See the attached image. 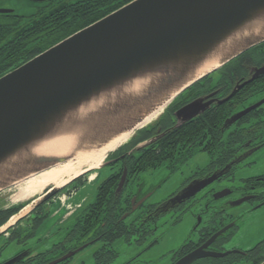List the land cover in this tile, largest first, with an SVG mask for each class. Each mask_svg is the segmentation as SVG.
Instances as JSON below:
<instances>
[{"label":"water","instance_id":"obj_1","mask_svg":"<svg viewBox=\"0 0 264 264\" xmlns=\"http://www.w3.org/2000/svg\"><path fill=\"white\" fill-rule=\"evenodd\" d=\"M13 13L0 9V14ZM263 42L264 0H132L69 35L0 76V191L67 162L77 151L108 144L165 106L157 121L189 87ZM262 75L264 64L253 67L250 77L243 78L219 103L227 102ZM213 101L197 98L179 108L176 117L188 121ZM263 104L264 98L234 113L224 128ZM70 136L78 143L68 154L37 152L45 144ZM232 165L192 181L174 200L196 195ZM126 173L118 190L124 185ZM64 187H51L23 209L32 205L30 210H34ZM230 193L225 189L216 192L214 198ZM21 211L15 215L17 220L22 218ZM227 229L215 233L176 264L225 256L227 253L209 252L206 247ZM88 245L49 264H58ZM21 257L5 264H14Z\"/></svg>","mask_w":264,"mask_h":264},{"label":"flooded vegetation","instance_id":"obj_2","mask_svg":"<svg viewBox=\"0 0 264 264\" xmlns=\"http://www.w3.org/2000/svg\"><path fill=\"white\" fill-rule=\"evenodd\" d=\"M262 64H264V61H261V63L255 62L253 57H250L248 60L244 59L243 62L241 60L242 67H240V71L237 75L234 72L232 74L233 78L225 79L223 84L217 87L212 86L208 91H203L202 89L199 92V95L188 100L179 107L181 108L187 103L200 97H205V101L213 99V103L205 111L188 121L182 122L176 117V112L179 108L173 112L169 110L168 113L165 112L154 123L137 131L128 142L109 155L105 164L97 170L98 174L96 181L102 176V172H110L102 182L104 183L105 181L110 180V184L106 187L99 188L102 184L101 183L97 188L96 197L91 203L85 206L83 203L85 201H83L80 205L72 206V208H69V215L63 218L66 214L65 211V213L61 215L63 219L60 224L63 226L73 217H76L79 220L80 217H83L86 214L93 215L94 212L100 213L102 214L101 224L103 225V228L99 230V234L101 235L96 234L91 240L83 242L85 238L81 239L80 233L72 235L76 222L72 227L68 228L66 235L59 243L54 244L53 247L42 252H39V249L35 250L34 246L36 245L33 246V244L30 243L31 240L35 238L47 218L56 217L59 213L61 214V211L64 208L56 206L55 211H52L54 206L53 201H45L36 207L37 209L35 208L36 210L34 212L31 211L28 216H23L21 218L23 220L18 225H16L18 222L15 224L17 228L14 227L9 229V225H7L9 222L0 226V236L3 238L5 237L7 241H16L19 245V251L12 255L10 260L22 255V257L15 261L14 264H49L64 256L69 251H74L85 244H89L88 246H90L101 243L94 253L95 264H111L118 256V253L115 258L110 259L105 257L106 255L104 254L108 251L117 252L113 248L114 243L116 240L124 238L130 245L139 250V253L125 264L146 263L148 261H145L144 258L147 252L155 244L160 242L159 238L161 233H157V231L167 223L173 227L182 221L185 213L190 211L193 213L194 208L201 204L199 193L204 192V195L202 196L204 201L201 206L202 209L200 214L202 217L205 213L210 214V210L213 208L211 215L208 217L204 226H201L202 217H200L201 221L198 222L196 227H194L193 233L181 247L176 250H170L161 255V259L165 262L164 264H176L186 255L205 245L215 233L225 227H228V229L206 247V250L218 254H227L219 257L207 256L199 258L194 260L191 264H254L259 260V264L263 263L264 238L249 248L241 247L240 245L235 244L233 240L236 235L243 234L239 224L243 215L246 213L254 214L256 210L264 206V173L247 178L242 188H229L228 190H230L231 193L220 199L214 198L216 192L211 188L212 184L215 182L214 181L205 189L190 198L183 199V201L174 200L179 193H182V191L196 179L205 178L208 175H212L214 172H220L228 164L233 162L230 170L216 180L221 181L231 176L240 163L252 166L256 160H251L250 158H258L260 153L264 156V105L251 111L244 116L243 119L241 118L236 121L230 127L224 128V123L230 116L256 102V100H254L246 104L245 107L234 110L238 103V99H236L239 96L238 92L242 89L244 90L243 92H245L248 86H251V88L247 89L245 93H249L253 89L255 90L260 77L240 89L237 92L238 94L236 93L227 102L223 104L219 103V100L230 95L237 84L242 82L243 78L246 80L250 77L253 67ZM243 68H245L244 72L242 71ZM211 94L214 95L210 96ZM224 104L230 105L227 111L231 110V114L225 118L221 126L222 133L227 136L232 131L240 130L243 135V140L236 152H234V157L231 159L230 142L228 140L226 141V149L229 151L227 156V160L229 161L227 163L219 166L214 162L216 149L212 138L205 140L204 143L201 144V141L197 140L196 132H194L192 136L185 138L180 136L166 137V135L173 129L184 123L195 120L197 117L212 108L216 109ZM255 111H258L257 114L259 117H250L249 115ZM239 122L240 124H238ZM201 153L209 156L208 162L204 165L194 163L196 157ZM124 172H127L124 185L121 190H118ZM146 172L148 175L144 176ZM160 172H168L170 175L179 172H189V175L181 183L180 187L168 197L161 200H154L159 188L163 186V182L166 180V177L161 179L162 175ZM88 175L89 174H85L83 178L88 179ZM75 183L76 182L67 185L58 194L65 189H69V187ZM51 187H49L45 193ZM76 188L79 187L76 186ZM75 192L74 195L76 194ZM112 192V201L103 200ZM99 194H101V200H96ZM106 194L107 196H105ZM244 198L248 199L241 204L248 203L250 207L246 211L238 214L233 208L239 205H233V203ZM219 200L222 201L218 204H214V201ZM29 203L22 204L23 206L19 211ZM94 204H96L94 210L89 212L88 208ZM108 205L111 206V211L105 212ZM56 209H59L58 213H56ZM249 218L255 219V215H252ZM27 220H31V222L25 225V221ZM4 227L6 228L3 229ZM21 228H24V231L19 232ZM119 228L121 230L124 229V233L121 237L111 242V238L114 234L119 232ZM50 237L51 233H46L37 240V243L45 242ZM78 242H81V244H78ZM105 243L110 244L106 249H104ZM3 250L4 248L0 249V257L2 256ZM57 251L61 252L58 255H53ZM77 253L75 255H77ZM75 255L58 264L68 263L73 257H75ZM10 260L4 262L0 261V264H5Z\"/></svg>","mask_w":264,"mask_h":264},{"label":"trees","instance_id":"obj_3","mask_svg":"<svg viewBox=\"0 0 264 264\" xmlns=\"http://www.w3.org/2000/svg\"><path fill=\"white\" fill-rule=\"evenodd\" d=\"M130 1L132 0H60L57 5L49 10H39L34 15L30 16L29 21L24 23V16L22 15L16 13L0 14V16L5 18L4 21L0 22V76ZM251 49V53H253L249 56H254L256 53L261 56L264 54V42ZM244 54L246 53L240 54L223 67L217 69L216 71L219 72V77L217 79L213 78L214 71L189 87L171 103L166 112L168 113L169 110L172 112L175 111L188 100L199 95L202 89L203 91H208L212 86L217 87L223 84L225 79L233 78L232 74L235 72L237 75L240 71V67H242L241 60L243 62L244 59H250V57H247L248 55L245 56ZM261 61H264V59H261ZM262 85H264V75L260 76L255 90L253 89L249 93H245L251 86H248L245 92H243V89L240 90L238 92L239 96L236 98L238 99V103L234 110L245 107L246 104H248L246 103L247 100L252 98L259 89L262 88ZM229 107L230 105L224 104L216 109L212 108L195 120L184 123L173 129L166 137L180 136L185 138L192 136L193 133L196 132L197 140L201 141V144L204 143L205 140L212 138L216 149L214 162L221 166L229 161L227 160L229 151L226 149V141L228 140L230 142L231 159L234 157V152H236L243 140V135L240 130L232 131L227 136L221 131V126L225 118L231 114V110L227 111ZM257 113L258 111L252 112L249 116L259 117ZM238 124H240V122ZM74 182H76V180L72 183ZM109 184L110 180H107L102 183L99 188L106 187ZM105 196H107V194ZM96 200H101V194L97 196ZM103 200L112 201L113 192ZM22 206L23 205L14 206L9 209H0V226L7 223L12 216L17 214ZM95 206L96 204L91 205V207L88 208L89 212L94 210ZM107 207L105 212L111 211V206L108 205ZM36 209L32 210V212ZM101 219L102 214L95 212L93 215L86 214L80 217L75 224L72 235L80 233V238H85L83 242L91 240V238L99 234V230L103 228ZM22 220L23 219H20L18 223ZM22 231H24V228H21L19 232ZM123 233L124 229L121 230L119 228V232L113 235L111 242L121 237ZM78 244H81V242H78ZM109 245L110 244L105 243L104 249ZM117 253L118 252L108 251L104 255L110 259L115 258ZM259 263L260 260L256 261L254 264Z\"/></svg>","mask_w":264,"mask_h":264},{"label":"rangeland","instance_id":"obj_4","mask_svg":"<svg viewBox=\"0 0 264 264\" xmlns=\"http://www.w3.org/2000/svg\"><path fill=\"white\" fill-rule=\"evenodd\" d=\"M59 1L60 0H54V1L44 2V3H37L31 0H0V9H10V10H13L14 13L24 16L23 17V23H24V22L29 21L30 16L34 15L39 10L41 9L49 10L55 5H57ZM4 20L5 18L0 16V22ZM251 50L252 49L247 50L245 52L246 54L244 55L245 56L248 55L247 57H253L255 62H260L261 59H264V54L260 56L258 53H256V55L254 56L253 55L249 56L250 54L253 53V52L251 53ZM242 71L244 72L245 68H243ZM218 77H219V72L215 71V73H213V78L217 79ZM262 98H264V85H262V88L259 89V91L252 98L247 100L246 103H250L254 100L258 101ZM134 135H132L129 139H131ZM111 153H109V155ZM258 156H259L258 158L257 157L250 158L251 160H256V162L253 163L252 166H247L248 164L240 163L239 166L234 170L231 176L221 181H215L212 184L211 188L215 192L229 189L231 187L232 188H242L247 178L257 175V174L264 173V156L262 153H260ZM208 160H209V156L207 154L201 153L196 157L194 163L198 165H204L208 162ZM97 170L98 169L87 171L89 174L88 179L83 178V175H82L81 177L83 179L82 178L78 179L74 185L69 187V189L67 190L66 189L63 190L57 197L64 195V194L67 197L69 193L72 194L71 196H73L74 192L76 191L75 193L77 194L76 196L77 201L85 199L84 200L85 202H83L85 206L91 203L96 197L98 186L105 180L107 175L110 173V172H102V176L97 181H95L94 179V180H91V182H89L90 175L92 173L98 174ZM160 173L162 175L161 179H163V177H166V180L163 182V186L159 188L157 194L155 195L154 200H161V199L168 197L171 193H173L174 191H176L177 188L180 187L181 183L189 175V172H183V173L179 172L173 175L168 174V172H160ZM146 175H148L147 172L144 176ZM84 183H87V184H84ZM76 186L79 188H76ZM13 187H14V184L11 185L9 188L0 191V209H9L14 206L25 204V202L17 204L11 200V197L14 193ZM203 195H204V192L199 193V197L201 198V204L197 205L194 208L193 213L191 211L188 213H185L180 223H177L173 227H171L167 223L163 227H161L160 230L157 231V233L158 232L161 233L160 238H159L160 242L158 244H155L147 252L144 260L148 262L143 263V264H164L165 262L161 259V255L164 254L165 252H169L170 250H176L184 244V242L188 239V237L193 233L194 227H196V225L199 222V218L202 217L200 214L201 213L200 211L202 209L201 206L203 205V201H204V199L202 198ZM53 199L54 201H57L58 198L54 197ZM222 200L214 201V204L216 203L218 204ZM29 202L30 201H27L26 203H29ZM74 206L75 205L73 203V207ZM249 207L250 205L247 203V204H241L239 206H236L233 209L238 214H240L246 211ZM55 208H56V205L53 206L52 211L55 210ZM65 211L66 209L63 208L60 215H57L54 218L50 217L46 219L44 225H42V227L39 229V232L37 233L35 238H33L30 242L31 244H33V246L34 245L37 246V247L34 246L35 250L39 249L38 251L42 252V251L47 250L48 248L53 247L54 244L59 243L60 240L66 235L68 228L72 227L78 221L76 217H73L72 219L67 221L66 224H64L63 226L60 225L61 215L65 213ZM212 211H213V208H211L210 214L205 213L203 215L201 226H204L206 224L208 217L211 215ZM30 212L31 210L25 212L23 215H21V217L28 216ZM252 215H255V219L249 218ZM16 221L18 222V220H15V222ZM30 222L31 220L25 221V225ZM18 224L19 223H17L16 225ZM239 224L241 226V230L243 234L236 235V237L233 240L235 244H238L244 248H249L255 245L256 243H258L259 241H261L264 238V206L256 210L254 214L246 213L245 215H243V218L240 220ZM16 225L15 227L17 228ZM49 232L51 233V237L47 239V241L42 242V243L40 242L38 244L37 240L41 238L42 236H44V234L49 233ZM100 245L101 243H97V244H93V245L86 247L81 252L77 253V255H75V257H73L66 264H95L94 253L99 248ZM2 248H4V250L2 252V256L0 257V261H3V262L10 260L11 259L10 257L19 251V245L17 244L16 241H7L5 237L3 238L2 236H0V249ZM113 248L118 252V256L114 259V261L111 264H125L127 263V261H129L131 258H133L135 255L139 253L138 248H134L124 238H120L116 240ZM60 252L61 251H57L53 255H58Z\"/></svg>","mask_w":264,"mask_h":264},{"label":"bare ground","instance_id":"obj_5","mask_svg":"<svg viewBox=\"0 0 264 264\" xmlns=\"http://www.w3.org/2000/svg\"><path fill=\"white\" fill-rule=\"evenodd\" d=\"M165 106L153 112L148 116L142 123H140L134 130L128 131L114 138L108 144L95 148L91 151H77L75 155L70 158L67 162L57 164L56 166L45 170L43 172L33 174L23 180H20L14 184V193L11 200L14 203L20 204L22 202L32 201L38 198L46 189L51 186L62 187L70 184L73 180L81 177L87 171L98 169L103 165L109 153L117 150L121 145L129 140L134 134L135 130L148 126V124L154 122L158 118ZM74 137L70 136L61 140L56 141L53 144H45L40 148H37V152L40 154H68L70 153L75 145L78 143ZM97 174L92 173L90 175V181L96 178ZM60 200H64L63 195L59 197ZM65 201V200H64ZM31 205L27 206L21 211L20 215L29 211ZM19 215V216H20ZM18 216L11 218L7 225H12L17 220ZM4 227L3 229H5Z\"/></svg>","mask_w":264,"mask_h":264},{"label":"crops","instance_id":"obj_6","mask_svg":"<svg viewBox=\"0 0 264 264\" xmlns=\"http://www.w3.org/2000/svg\"><path fill=\"white\" fill-rule=\"evenodd\" d=\"M71 195L72 194L69 193V195L66 197L65 201L60 200L58 197H56V198H58L57 201L53 200V204L54 205H56L58 207H64V209H66V214H65V216H63V218H65V217H67L69 215L68 211H69V208H72L73 203H74L75 206H77L78 204H81L85 200V199H82V200L77 201L76 200L77 194H75V195L73 194L75 197L71 196ZM70 200H71V202H70ZM56 211H57L56 213H58L59 209H56ZM58 215H60V213ZM63 218L61 217L60 224H61V221H62Z\"/></svg>","mask_w":264,"mask_h":264}]
</instances>
